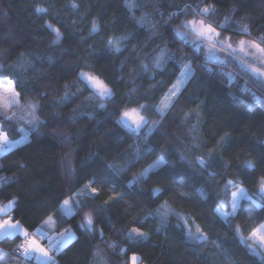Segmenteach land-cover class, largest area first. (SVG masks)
Instances as JSON below:
<instances>
[{
	"label": "trees",
	"instance_id": "trees-1",
	"mask_svg": "<svg viewBox=\"0 0 264 264\" xmlns=\"http://www.w3.org/2000/svg\"><path fill=\"white\" fill-rule=\"evenodd\" d=\"M72 2L0 0V63H12L20 58V53H24L25 59L33 63L25 76L28 81L25 87L29 89L26 95L38 98V93H47L46 101L41 102L44 105L43 116L49 119L48 131L63 125L74 135L72 143L64 145L51 134H46L0 160V176H17L16 181L9 186H0V204L6 203L11 195L19 196V208L12 215L21 220L25 227L33 224L39 227L49 215L60 217L61 214L56 211L57 202H62L71 194L68 188L74 181L69 180L60 163L65 152L73 153L76 178L81 180L76 187H83L86 182L83 177L91 178L93 173H103L108 163L117 166L125 164L133 158L138 145L141 150L149 149L145 158L113 181L118 184L115 191H127L129 194L124 201L111 207L107 215L97 218V227L104 229V237L97 234L93 238L84 234L77 227L80 216L66 218V222L62 220L57 231L71 228L78 239H73L61 253H52L58 264H126L127 257L120 254V248L127 247L121 229L141 226L140 221L145 219V214L164 200L181 215L190 217L194 225L199 224L208 233L209 242L198 246L188 241L175 226V216L170 218L171 223L162 231H157L158 217L148 218L142 228L150 233L151 239L141 241L133 248L145 264H228L229 260L237 264H259V258L250 257L244 246L233 238L232 230L216 222L212 214L216 194L222 191L224 180L238 176L243 161H260L264 158V144L260 143L264 139V107L257 102L255 109L249 108L252 102L250 93H241L238 87L221 83L219 77L201 73L197 66V79L189 85V90L176 103L168 119L162 122V127L151 135L145 137L144 133L148 130L144 129L137 139L118 125L115 117L109 115L117 104L123 109L137 106V99L140 103L158 102L162 91L170 86L169 79L174 80V76L171 72H165L163 84L157 85V90L153 92L149 85H156L162 77L159 73L155 76L151 73L141 75L140 65L143 62L151 66L152 55L158 48L165 47L166 42L169 48H175L178 52L181 48L184 52L194 50L189 41L179 43L178 37L177 43H173L171 25L165 22L169 19V13L179 11L184 4L194 5L199 0H139L140 7L135 11V17L138 19L145 13L150 17L149 23L143 27L133 19V13L124 7V0H74L79 5L78 10L69 7ZM216 3L219 11L215 17L217 23H222L226 15H231V29L235 32L234 20L247 17L252 38L264 30V0H216ZM233 4L237 5L236 13L231 12ZM37 6L48 8V13H36ZM93 20L99 25L96 33L91 31ZM45 21L61 28L64 36L59 44H52L54 35L43 27ZM153 23L157 25L156 35L152 34L150 25ZM172 23L179 21L173 19ZM113 36L128 37L122 44V49L126 50L112 53L105 48L106 40ZM196 54L200 57L199 63L206 61L203 50ZM207 63L223 71H232L240 85L251 77L234 60H228L224 65ZM81 70L93 71L109 83L116 93L115 103H109L105 110H101L95 107L94 101L88 102L87 111L93 115L77 114V122L71 124L68 120L70 109L80 104L90 92L85 91L75 103L62 108H56L52 98L63 94L65 83H73V92L77 87L83 89L82 83H75L77 73ZM134 86L138 91L130 96L129 92ZM249 86L253 87L251 80ZM229 90L239 98L226 95ZM253 91L259 95L264 90L253 87ZM198 98L205 100L200 122L197 123L196 119L184 122V113L195 107ZM53 113H59V118ZM151 118L159 119L155 112L151 113ZM193 125H196L195 130L190 131ZM225 132L231 133L230 142L225 148H219L216 141ZM194 143L200 145L199 150L193 147ZM209 148H215L217 155L210 161L211 166L207 171H197L198 165L196 169L189 167V163L181 161L177 155L184 152L187 161L194 162L196 156L206 155ZM162 152L172 163L151 173L142 186L126 189L132 174H138ZM90 154H93L94 159L82 165L81 161L90 159ZM221 155L225 162H232L226 169L220 168L217 163ZM22 163L27 167L20 168ZM209 172H218L220 175L213 180ZM180 174L188 177L186 183L183 186L174 185L173 178H178ZM240 179L245 180V177L240 176ZM158 186L164 187L165 193L161 200L154 202L150 199L151 189ZM194 186L205 187L210 198L202 203L197 198ZM245 187L255 191L252 177L247 178ZM107 188L105 186L100 200L112 194ZM181 191L187 194L181 196ZM246 221L250 227L252 222L248 221L247 213H243L236 223L244 224ZM111 241H117L119 247H108ZM213 242L221 244V247L216 248ZM14 244L0 242V247L11 252ZM97 251L99 257L94 256ZM5 264H39V261L31 259L18 262L17 258L9 257Z\"/></svg>",
	"mask_w": 264,
	"mask_h": 264
},
{
	"label": "snow or ice",
	"instance_id": "snow-or-ice-1",
	"mask_svg": "<svg viewBox=\"0 0 264 264\" xmlns=\"http://www.w3.org/2000/svg\"><path fill=\"white\" fill-rule=\"evenodd\" d=\"M69 7L72 10H78L79 5L73 0ZM124 7L133 13V19L140 26L143 27L149 23L150 17L147 13L138 19L135 17V11L140 7L139 0H124ZM48 11V8L42 6L35 8V12L38 14H47ZM231 12H237L236 4L231 5ZM217 15H219V11L216 0H199L194 5L184 4L182 8H179V11L169 13V19L165 24L171 25L170 33L173 37V43H177V37L181 44L191 37L195 47L189 52H184L182 48L178 52L175 48H169L166 42L165 47L158 48L152 55L151 66L149 63H141V75L151 73L152 76H155L159 73L162 77L156 85H149L153 92L157 90V85L163 84L165 72H171L174 80L169 79L170 86H167L166 91H162L158 102L140 103L137 99L135 100L137 105L135 107L121 109L118 104L116 105L115 110L109 115L115 117V122L126 129L130 135L139 139L144 133V129L148 130L147 133H144L147 137L162 127V122L168 119L176 103L189 90V85L197 79V66L201 73L217 76L221 83L238 87L241 93H250L252 102L249 103V108L255 109L257 102L260 103L261 107H264V91L259 95L253 91V87L264 90V30L260 31L256 38H252V28L246 22L247 17H240L234 20L236 30L233 32L231 29L233 16L226 15L222 23H217L215 20ZM181 17L184 18L180 19ZM173 19L178 20L179 23L173 24ZM150 26L152 34L156 35L157 25L153 23ZM43 27L51 30L54 35L53 45L61 42L64 34L60 27H56L49 21H45ZM91 31L92 33L99 31L96 20L92 21ZM234 36L238 38L234 39ZM127 39V36L108 38L105 42V48L112 53H121L122 50H126L122 49V44ZM202 48H207L209 53H212L209 59L216 60L219 65H224L225 59L215 55V52L226 53L229 57L235 56L241 65L251 73L249 80H251L253 87L249 86V80H245L242 85L238 84L237 76L232 71H223V69L209 66L207 61L199 63L200 57L196 53L202 51ZM170 64L171 67H169ZM85 65L87 66V61H85ZM32 67V61L25 59L24 53H20V58L12 63L7 65L0 63V160L12 155L14 150H22L23 147L39 140L46 134H51L64 145L72 143L74 139V135L63 125L48 131L49 119L43 116L44 105L41 102L46 101L47 93H38V98L26 95L29 89L25 87L28 83L25 76ZM75 83H82L83 89L77 87L76 91L73 92L71 91L74 86L73 83H65L63 94L52 98L55 107L62 108L75 103V100L80 99L85 91L90 92V95L85 96L80 104L70 109L71 115L68 116V120L71 124L77 122V114L88 115L89 117L93 115L92 112L87 111L88 102L94 101L95 107L101 110H105L109 103H115L116 93L113 87L93 71H79ZM137 91L138 88L134 86L129 95L131 96ZM226 95L232 96L234 99L239 98L236 93L230 90ZM198 100L199 102L194 108L184 113V122L191 119H196L197 123L200 122L205 100L199 98ZM153 112L159 119L151 118ZM53 114L59 118V113ZM195 128L196 125H193L190 131L195 130ZM230 136L231 133L229 132L221 135L216 141L217 146L225 148L230 142ZM260 143L264 144V139ZM193 147L197 150L200 149L199 144L194 143ZM148 150H141L137 145L132 159L120 166L108 163L103 173H93L91 178L83 177L82 179L86 180L83 187H76L81 180L76 178L77 169L72 163L73 153L71 151L65 152L60 162L61 168L67 173L69 180L74 181V183H70L68 188V192L71 194L62 202H57L56 211L61 214L59 218L49 215L39 227L35 224L25 227L21 220L15 219L12 215L19 208V196L11 195L6 203L0 204V212L4 213L3 216H0V242L16 243L19 241L11 252L0 248V264H5L9 257L17 258L18 262L35 259L39 261V264H58L52 253H61L73 239H78L71 228L57 231L59 223L62 220L66 222V218L69 217L75 219L76 216H80L77 227L82 229L84 234L93 238L97 234L104 237V229L97 227V218L101 215H107L111 207L124 201L125 196L129 194L127 191H115L118 184L113 181L117 177H121L123 173L128 172L135 164L141 162ZM177 155L181 161L188 162L189 167L196 169L198 165L197 171L201 169L207 171L211 166L210 161L215 159L217 152L215 148H209L206 155L196 156L194 162L187 161V155L184 152ZM91 159H94L93 154H90V159L81 161V164L90 163ZM171 163L166 158V153L162 152L158 158L149 163L138 174H132V179L125 186L126 189L133 190L142 186L143 182L149 179L151 173L157 172V170ZM217 163L220 168L226 169L232 162H225L223 155H221ZM262 166H264V158L260 161L253 159L243 161L239 167V175L233 179L224 180V187L221 192L216 194L215 207L212 209L215 221L230 228L237 243L244 246L250 257H258L259 264H264V167ZM19 167L25 168L27 165L22 163ZM208 175L215 180L220 173L209 172ZM240 176L245 177V180H241ZM248 177H252L255 191H250L245 187ZM16 179L15 174L0 176V186H9ZM187 179L186 175L180 174L178 178H173V184L183 186ZM105 186H108L107 190L111 191L112 194L107 199L100 200L105 191ZM194 191L202 203L210 198L209 192L203 186H194ZM164 193V187L152 188L150 199H153L154 202L159 201ZM186 194L183 191L180 192L181 196ZM98 200H100L99 204L97 203ZM221 209H230V211H222ZM243 213H247L248 221L252 222L250 227H248L247 221L244 224L236 223L237 218ZM172 216L177 218L175 226L181 230L183 237H186L188 241L198 246L209 242L208 233L199 224L194 225L190 217L181 215L169 206L167 200H164L156 208L145 214V219L140 221L141 226L121 229L127 247H121L120 254L127 257L126 264H145L139 254L133 251V248L137 247L141 241L151 239L150 233L143 230V223L148 218L155 219L158 217L157 231H162L171 223L170 218ZM245 229H247L246 232ZM42 241L47 243H42ZM213 243L216 248L221 247V244ZM108 247H119V243L111 241L108 243ZM193 250L195 251V249ZM129 253H131L130 256ZM94 256L99 257V251L95 252ZM228 264H237V262L229 260Z\"/></svg>",
	"mask_w": 264,
	"mask_h": 264
},
{
	"label": "rangeland",
	"instance_id": "rangeland-1",
	"mask_svg": "<svg viewBox=\"0 0 264 264\" xmlns=\"http://www.w3.org/2000/svg\"><path fill=\"white\" fill-rule=\"evenodd\" d=\"M187 41L190 42V44L192 45L193 48L195 47V45H194L193 40H192L191 37H189ZM202 50H203V52H204L205 59H206L207 62H217L216 60L209 59V57L212 55V53H209V51H208L207 48H202ZM215 55L221 57L222 59H225V62H227L228 60H234V61L238 64V66H240L245 72L251 74V73H250L245 67H243V66L241 65L240 61H238V60L236 59L235 56H231V57H229V56H227L226 53H221V52H218V51L215 52ZM217 63H218V62H217ZM221 210H222V209H221ZM222 211H223V210H222ZM0 213H2V212H0Z\"/></svg>",
	"mask_w": 264,
	"mask_h": 264
},
{
	"label": "built area",
	"instance_id": "built-area-1",
	"mask_svg": "<svg viewBox=\"0 0 264 264\" xmlns=\"http://www.w3.org/2000/svg\"><path fill=\"white\" fill-rule=\"evenodd\" d=\"M43 243H45L46 241H42ZM16 243H19V241H17ZM16 243L13 245V247L11 248V250L13 249V248H15V246H16ZM47 243V242H46ZM45 243V244H46ZM54 255V254H53Z\"/></svg>",
	"mask_w": 264,
	"mask_h": 264
},
{
	"label": "crops",
	"instance_id": "crops-1",
	"mask_svg": "<svg viewBox=\"0 0 264 264\" xmlns=\"http://www.w3.org/2000/svg\"><path fill=\"white\" fill-rule=\"evenodd\" d=\"M2 214H4V213H0V216H2ZM1 248V247H0ZM35 260V259H34ZM35 261H37V260H35Z\"/></svg>",
	"mask_w": 264,
	"mask_h": 264
}]
</instances>
